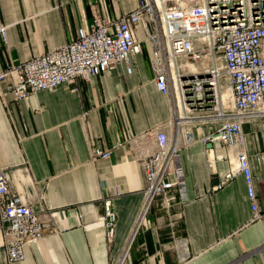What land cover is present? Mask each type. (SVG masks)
Masks as SVG:
<instances>
[{
  "label": "crops",
  "instance_id": "obj_1",
  "mask_svg": "<svg viewBox=\"0 0 264 264\" xmlns=\"http://www.w3.org/2000/svg\"><path fill=\"white\" fill-rule=\"evenodd\" d=\"M136 6L137 0H0V70L65 44L95 16L114 20ZM138 38L142 51L130 56V73L117 63L26 99L1 96L10 80L0 81V169L11 193L48 221L44 238L25 245L24 259L13 264H264V215L251 220L242 175L212 188L227 163L216 160L211 172L199 141L205 124L193 125L196 140L181 152L187 201L169 208L157 201L137 226L146 200L137 158L155 148L148 130L172 116L170 97L156 88L142 28ZM246 139L263 209L264 164L255 155L264 151V131ZM95 148L110 150L109 157L95 158ZM212 153L226 151L217 143ZM106 200L115 215L111 242L101 221ZM0 264H8L1 234Z\"/></svg>",
  "mask_w": 264,
  "mask_h": 264
},
{
  "label": "built area",
  "instance_id": "obj_2",
  "mask_svg": "<svg viewBox=\"0 0 264 264\" xmlns=\"http://www.w3.org/2000/svg\"><path fill=\"white\" fill-rule=\"evenodd\" d=\"M139 28L151 47L156 88L170 97L172 116L148 130L155 148L143 150L137 158L146 197L137 226L145 225L153 203L169 208L187 201L181 152L196 140L195 123L208 125L199 141L211 144L206 146L211 172H217L216 160L227 163V171L212 188L242 175L251 220L260 219L264 194L260 209L244 124L259 123L264 131V0H137L134 10L114 20L95 16L78 27L68 42L49 52L9 63L0 70V81L10 80L1 96L26 99L77 77L88 80L117 63H125L130 73V56L142 51ZM0 34L5 39L4 26ZM217 143L224 146V156L212 153ZM109 155L110 150H94L95 158ZM255 159L264 164V151H257ZM104 210L101 221L111 242L115 215L110 200ZM45 216L11 193L6 172L0 169V234L8 264L21 262L24 246L44 238Z\"/></svg>",
  "mask_w": 264,
  "mask_h": 264
},
{
  "label": "rangeland",
  "instance_id": "obj_3",
  "mask_svg": "<svg viewBox=\"0 0 264 264\" xmlns=\"http://www.w3.org/2000/svg\"><path fill=\"white\" fill-rule=\"evenodd\" d=\"M251 128H252V131H251ZM244 130L247 133V137L250 136V134H254L253 130H256L259 138H261L262 131H263L262 128L260 127L259 123H257L256 125H252V127H251V125L248 127H245ZM247 131H249V133Z\"/></svg>",
  "mask_w": 264,
  "mask_h": 264
},
{
  "label": "water",
  "instance_id": "obj_4",
  "mask_svg": "<svg viewBox=\"0 0 264 264\" xmlns=\"http://www.w3.org/2000/svg\"><path fill=\"white\" fill-rule=\"evenodd\" d=\"M207 147H211V144H210V143H208V144H207Z\"/></svg>",
  "mask_w": 264,
  "mask_h": 264
}]
</instances>
